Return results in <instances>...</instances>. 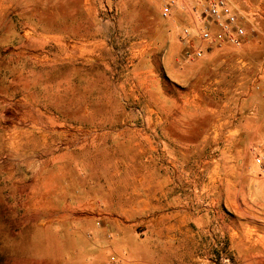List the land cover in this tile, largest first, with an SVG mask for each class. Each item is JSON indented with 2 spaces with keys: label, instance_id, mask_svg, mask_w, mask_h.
<instances>
[{
  "label": "rangeland",
  "instance_id": "1",
  "mask_svg": "<svg viewBox=\"0 0 264 264\" xmlns=\"http://www.w3.org/2000/svg\"><path fill=\"white\" fill-rule=\"evenodd\" d=\"M167 1L90 0L85 9L84 0H0V264H97L100 247L119 264L122 249L138 248L139 231L115 224L143 215L107 211L130 201L139 131L165 127L171 141H195L212 123L207 109L241 110L234 122L264 111V0H247L259 14L244 22L242 46L204 43L202 57L188 62L182 30L200 16L163 17ZM179 109L190 133L154 118ZM151 140L165 137L155 130ZM259 143L233 151L208 139L200 150L171 154L189 165L200 160V168L224 155V170L241 171L250 160L247 171L258 180L249 148ZM190 256L179 258L192 264Z\"/></svg>",
  "mask_w": 264,
  "mask_h": 264
},
{
  "label": "crops",
  "instance_id": "2",
  "mask_svg": "<svg viewBox=\"0 0 264 264\" xmlns=\"http://www.w3.org/2000/svg\"><path fill=\"white\" fill-rule=\"evenodd\" d=\"M88 1L84 0L85 9L89 5ZM175 1L171 9L174 19H190L191 23L195 22L191 1ZM37 17V21L44 18L42 13ZM57 36L62 37L60 34ZM203 44L200 41V46ZM215 52L214 49L212 56ZM167 60L171 62V59L166 58L168 66ZM155 74L156 69L148 72V75ZM154 112L157 123L180 124L183 127L179 133H190L193 124L190 126L179 122L183 118L181 109L166 114L164 120L158 116L157 111ZM238 112L242 113L239 109L233 113L218 109L204 111L203 114H209L212 118V123L202 131L201 139L199 136L195 141H171L166 136L165 127L159 130L155 128L165 137V140L159 142L151 140L154 129L148 133L139 131L138 140L133 143L137 160L133 163L132 175L128 177L133 183L126 196L130 201L107 211L143 215L132 224H115L119 231H139L135 237L138 248H132L131 253L127 247L122 249L118 255L119 264H190L179 258L181 253L189 252L192 264H214V261L207 260V254L223 242L233 256V264H264V169L261 170L260 178L254 180L251 172L247 171L251 168L250 160L249 166L245 161L241 171L235 165L227 171L222 161L224 155L205 159L200 168V160L197 164L189 165L171 154L176 149L200 150V146L208 144V139L212 140L210 147L222 143L223 150L231 148L233 151L247 148L253 139H257L264 150V111L259 115L246 114L234 122ZM229 119L233 120L227 125ZM197 127L200 134V125ZM142 150L146 153H141ZM153 247L158 256H154ZM99 251L100 257L94 262L109 264V248L100 247ZM168 252L172 253L171 257H161V253Z\"/></svg>",
  "mask_w": 264,
  "mask_h": 264
},
{
  "label": "built area",
  "instance_id": "3",
  "mask_svg": "<svg viewBox=\"0 0 264 264\" xmlns=\"http://www.w3.org/2000/svg\"><path fill=\"white\" fill-rule=\"evenodd\" d=\"M194 1L196 5L200 7V12L196 9L195 5L191 10L194 14H199V23H196L194 28L186 27L182 30V37L188 46V50L185 52V60H187V62L194 58H200L203 55L201 46H194L192 43L194 33L199 37L202 43H208L212 47H220L222 43L232 47H240L245 43L247 32L244 22L249 20L248 15L259 14V12L252 13L250 11L247 0ZM175 4V0H168L165 2L161 10L162 16L169 17L171 15V9ZM241 6L247 8V14L241 10ZM249 151L254 157V164L263 170V147L251 145ZM222 261L225 264H232L227 257H222ZM113 262H115L114 259H111L110 263Z\"/></svg>",
  "mask_w": 264,
  "mask_h": 264
},
{
  "label": "trees",
  "instance_id": "4",
  "mask_svg": "<svg viewBox=\"0 0 264 264\" xmlns=\"http://www.w3.org/2000/svg\"><path fill=\"white\" fill-rule=\"evenodd\" d=\"M39 22V21H38ZM213 253L217 256V257H227L229 258V260L233 263V256L231 255V253L228 251L227 249V245L223 242L221 245H218Z\"/></svg>",
  "mask_w": 264,
  "mask_h": 264
}]
</instances>
